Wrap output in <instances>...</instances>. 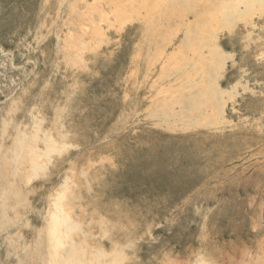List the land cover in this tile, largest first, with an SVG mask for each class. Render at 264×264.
<instances>
[{"label":"rangeland","instance_id":"374dc122","mask_svg":"<svg viewBox=\"0 0 264 264\" xmlns=\"http://www.w3.org/2000/svg\"><path fill=\"white\" fill-rule=\"evenodd\" d=\"M66 263L264 264V0H0V264Z\"/></svg>","mask_w":264,"mask_h":264},{"label":"bare ground","instance_id":"6f19581e","mask_svg":"<svg viewBox=\"0 0 264 264\" xmlns=\"http://www.w3.org/2000/svg\"><path fill=\"white\" fill-rule=\"evenodd\" d=\"M60 223H61V220H56L55 219V223H54V226H53V229H52V236L55 238V240H58L57 234H58V228L61 225ZM66 264H73V263H66Z\"/></svg>","mask_w":264,"mask_h":264}]
</instances>
